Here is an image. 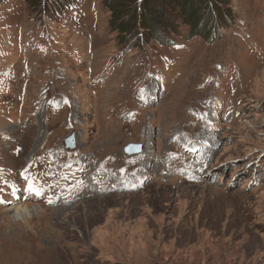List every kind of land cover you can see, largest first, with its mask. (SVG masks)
I'll list each match as a JSON object with an SVG mask.
<instances>
[{"label":"rangeland","instance_id":"374dc122","mask_svg":"<svg viewBox=\"0 0 264 264\" xmlns=\"http://www.w3.org/2000/svg\"><path fill=\"white\" fill-rule=\"evenodd\" d=\"M225 2L0 0V264H264V0Z\"/></svg>","mask_w":264,"mask_h":264},{"label":"bare ground","instance_id":"6f19581e","mask_svg":"<svg viewBox=\"0 0 264 264\" xmlns=\"http://www.w3.org/2000/svg\"><path fill=\"white\" fill-rule=\"evenodd\" d=\"M148 90V89H147ZM99 98V97H98ZM75 100V99H74ZM85 102V101H84ZM81 103V102H80ZM86 103V102H85ZM82 104H83V101H82ZM79 105V104H78ZM70 106H72V105H70ZM75 106V105H74ZM73 106V107H74ZM80 106V105H79ZM82 107V106H81ZM84 107V106H83ZM126 107V106H125ZM133 108H134V106H133ZM76 109V108H75ZM78 109V108H77ZM134 109H136V108H134ZM149 109V108H148ZM116 110H118L117 108H116ZM75 111V110H74ZM82 111V110H81ZM168 112V113H170V117H166V116H164L165 117V119L166 120H168L169 121V123H170V126H168V128L167 129H165L164 127H162V129L163 130H165V132H164V134L163 135H165L166 134V136L168 137V138H171V135L173 134V130H171V129H176V126H174L175 124H176V119L178 118L177 116H175V113L172 111V108H170V106H168V104L165 106V105H163L162 107H160V108H158V112H159V115H161L160 114V112ZM78 112V111H77ZM110 112V114L112 115V113L113 112H115L114 111V109L113 108H110L109 110H108V112L107 113H109ZM149 112L150 113H155L156 111H155V109H149ZM113 118H114V115H113ZM111 119V118H110ZM112 121H114V120H112ZM127 121V120H126ZM150 121L152 122L153 121V117H150ZM150 122V123H151ZM147 122L144 120V125L146 124ZM110 124H112V123H110ZM110 124L108 123V121L104 124L108 129H110L111 128V126H110ZM152 124V123H151ZM125 128V125L124 126H122L121 128ZM119 128V127H118ZM143 128V127H142ZM170 130H171V132H170ZM131 131H133V129H131L130 130V132ZM141 134H144V135H146V128H143V130L141 131ZM148 135V134H147ZM8 136V135H7ZM144 144V143H143ZM144 146V145H143ZM139 152V151H138ZM144 151H142L141 153H143ZM140 153V154H141ZM101 156H102V162H105V166H106V168L108 169V170H105V171H103V169H101V162L100 163H97L96 165H97V168H95L94 170H96V172L98 173V174H100V175H107V177L109 178V177H111V174H110V172L109 173H107L106 171H109V170H111V168H113V166L111 165L112 163H111V161L110 162H108L106 159H108V158H111V156L110 155H102L101 154ZM147 159H149V156H147L146 157ZM137 163H140V160H139V157H138V159H137ZM146 163H148V161H146ZM109 166H111V168H108ZM128 173V172H127ZM143 173V170L142 171H139V170H136V172L134 173V172H129V174H127V176L125 175L124 177H123V180H128V179H134V177H137V175L138 174H142ZM130 174H134L133 176H130ZM126 178H128V179H126ZM56 185V184H55ZM208 187V191L210 190V189H213V187H211V186H207ZM54 188H58L56 191L54 190ZM66 188V187H65ZM64 188V189H65ZM204 188V187H203ZM64 189H61V190H64ZM206 190V189H205ZM58 191H59V187H57V186H55V187H53L52 188V196L54 197V198H56V196H59V198H61L60 197V195L58 194ZM51 193V192H50ZM17 195V194H16ZM15 194L13 195V196H16ZM64 196V195H63ZM19 199H12L11 200V204H8L7 206V208L4 210L5 212H4V216L7 214H9L10 215V219H12L13 220V222H17V221H26V219H29V218H32L33 217V215L34 214H36V213H38L39 212V208L38 207H30V204H28L27 202L23 205V204H19V201H18ZM58 200V199H57ZM56 199H55V201H57ZM41 210V209H40ZM43 217V216H42ZM40 218V217H39ZM18 223V222H17ZM1 238H6L5 237V235L3 236V237H0V239ZM6 240H7V238H6ZM13 259H15L14 257H13ZM37 262V261H36Z\"/></svg>","mask_w":264,"mask_h":264},{"label":"trees","instance_id":"16d2710c","mask_svg":"<svg viewBox=\"0 0 264 264\" xmlns=\"http://www.w3.org/2000/svg\"><path fill=\"white\" fill-rule=\"evenodd\" d=\"M121 0H113L114 5ZM143 7L147 5L151 8L150 10H141V8H135L136 7V0H124V2L128 3L131 2V5L133 4L132 8V16L131 20L135 21L139 18V23L142 25V27L146 28H152V23L154 21V16L156 19L162 20L166 14L162 13V8L158 5L159 0H142ZM163 2H175L178 3V7H176L174 10L181 16L184 17L189 21L191 25L194 27L197 26V21L201 18V15L206 14V12L210 11V8H213L215 11H219V8L221 6V3H226V0H160ZM163 6V4H162ZM115 6L112 5V8ZM142 7V8H143ZM201 7H203V11L201 12ZM152 8H155L154 13L152 12ZM138 11L139 16L136 15V12ZM114 12V11H113ZM129 13V12H126ZM183 15V16H182ZM153 19V20H152Z\"/></svg>","mask_w":264,"mask_h":264},{"label":"water","instance_id":"95a60500","mask_svg":"<svg viewBox=\"0 0 264 264\" xmlns=\"http://www.w3.org/2000/svg\"><path fill=\"white\" fill-rule=\"evenodd\" d=\"M65 144L67 147H73L74 146V139L73 135H70L66 138ZM139 150V145L136 143H129L127 145V148L125 149V154H132V153H137Z\"/></svg>","mask_w":264,"mask_h":264}]
</instances>
